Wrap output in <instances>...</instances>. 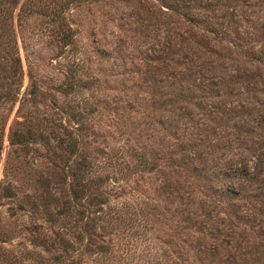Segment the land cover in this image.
<instances>
[{
    "label": "rangeland",
    "instance_id": "1",
    "mask_svg": "<svg viewBox=\"0 0 264 264\" xmlns=\"http://www.w3.org/2000/svg\"><path fill=\"white\" fill-rule=\"evenodd\" d=\"M251 50L264 0H0V62L20 59L16 82L0 80V264H60L61 235L67 264H264ZM17 122L26 150L8 137ZM77 184L92 213L81 241L48 216L63 219Z\"/></svg>",
    "mask_w": 264,
    "mask_h": 264
},
{
    "label": "trees",
    "instance_id": "2",
    "mask_svg": "<svg viewBox=\"0 0 264 264\" xmlns=\"http://www.w3.org/2000/svg\"><path fill=\"white\" fill-rule=\"evenodd\" d=\"M23 4L20 8V10H22V11L24 10ZM167 7H170V6H167ZM174 10H176V9H174ZM57 14H59V13L57 12ZM228 16H230V14H228ZM189 21L192 23V25H195V28H198L199 30L197 31L194 29V31H193V29H192V30H186V31L189 33H192L193 36L195 35L197 42L200 45H202L204 47H208V46L210 47V41L215 40L216 37L209 39V34L202 31V25L205 23V21H203V20L199 21V20H193V19H191ZM63 31H65V32H62V37L57 38V41L61 42V43L63 42L62 44L66 45V46L72 45L74 42V36L70 33V28L67 27V29H63ZM248 38L253 39V37H251V36H249ZM261 54H262V56H261ZM248 55L250 56L251 59L258 61V62H261V63H264V51L260 52V54H256V52H254V50H251L250 52H248ZM3 65L4 64H2L0 62V80H2V78H5L6 81L9 80L11 83L16 82V78H17L16 74L20 73V59H19V57L17 55L13 56L12 62L10 63V65L7 68H5V66H3ZM179 76H180L181 80H182V78H185L184 74L180 73ZM175 82H176V79L172 78V80L170 81V85H173ZM4 83H6V82L4 81ZM17 85H18V83H17ZM9 95H12V93L9 92ZM5 96L8 97L7 94ZM230 110H232V109H230ZM260 119H262L264 121V118L261 117ZM16 125H17L16 128L12 127V126H10V128H9V134H8L9 140H10L11 144L18 145L21 148H23L24 150H26V147L28 146V144H30L32 141H34V134L25 126L24 123L17 122ZM18 125L23 126V128H18ZM4 129H5V123L1 124V126H0V137H1V132H2V136H3ZM46 139H48V136H47V138H45V140ZM137 154L139 155V152ZM140 156L142 158H144V154H140ZM144 161H146V160H144ZM261 163H264L263 160L258 159V162L256 163V165H258V168L260 167ZM227 171L231 174H234V170L230 165H228ZM237 174L238 173L236 172V174H234V175H237ZM77 185H78V190H77V188L72 190L73 194H72V200L70 202L71 208L69 206L63 212L60 210L58 212L59 215H61L63 217V219H59L60 217H58V215L56 216L57 212L55 213V215H54V213H49L48 216L51 215L52 220L55 223H57L59 221L61 223L62 221H64L67 224H70L71 228L78 227L80 231H79V234L75 235V237L77 238V240L81 241L86 235L93 234V232L89 231V227H90L89 220H90L92 213L89 212L90 210H88V208L85 205H83V203L79 204V201L76 200V199H79V197H81V193L84 190L80 184H77ZM44 199L46 200V198L43 197V203L45 202V204L48 205V201L47 200L44 201ZM99 211H101V209ZM78 214H79V219L77 216ZM80 215H82V216L80 217ZM79 221H81V222L79 224H77V222H79ZM70 233H72L74 235V233H76V232L70 231ZM88 238H89V236H88ZM53 243L56 244V241H54ZM57 243L60 244V249H61L62 253L60 252V254H56L55 260L60 262V264H67L68 260L65 259V255H67L69 249L73 247L74 242H72V240H69L65 236L61 235L59 237V240L57 241ZM79 243H80V245H82V242H79ZM84 245H85V243H84ZM72 264H75V262H72Z\"/></svg>",
    "mask_w": 264,
    "mask_h": 264
}]
</instances>
